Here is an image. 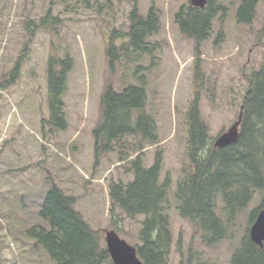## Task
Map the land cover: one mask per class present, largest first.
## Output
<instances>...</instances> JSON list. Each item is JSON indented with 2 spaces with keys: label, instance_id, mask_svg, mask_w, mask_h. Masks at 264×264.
Instances as JSON below:
<instances>
[{
  "label": "rangeland",
  "instance_id": "1",
  "mask_svg": "<svg viewBox=\"0 0 264 264\" xmlns=\"http://www.w3.org/2000/svg\"><path fill=\"white\" fill-rule=\"evenodd\" d=\"M188 2L91 0L86 5L62 0H0V264H55L25 236L28 228L43 223L39 212L53 185L74 197L75 209L101 235L103 246L105 233L116 231L115 223L122 239L131 245L139 243L144 216L131 219L113 208L110 184L131 181L130 161L141 155L144 165L151 167L158 152L163 155L160 181L166 177L172 181L167 202L173 234L169 264L186 263L189 250L200 256L202 264H230L247 229L249 213L264 192H257L238 216L232 237L209 247L180 216L175 189L184 171L191 168L187 112L196 94L213 142L238 120L248 87L246 76L264 64V0L249 25L237 22L238 3L227 2L226 17L214 21L211 36L198 51L174 21L180 6ZM135 6L143 16L154 6L160 31L148 39L151 54L140 58L122 54L111 73L106 54L111 33L128 32ZM47 16L51 24L38 28ZM126 41L121 37L117 45ZM23 54L20 77L9 84L6 81ZM51 55L73 59L65 96V131L45 123ZM143 82L146 111L157 125V144L128 137L97 163L93 130L101 118L103 90L109 84L120 91Z\"/></svg>",
  "mask_w": 264,
  "mask_h": 264
},
{
  "label": "trees",
  "instance_id": "2",
  "mask_svg": "<svg viewBox=\"0 0 264 264\" xmlns=\"http://www.w3.org/2000/svg\"><path fill=\"white\" fill-rule=\"evenodd\" d=\"M73 1L86 5L91 2L62 0L64 3ZM261 1L208 0L204 9L195 8L188 2L180 6L174 21L182 35L194 41L198 51L201 44L211 36L214 21L226 17L227 2L238 3L236 20L239 24L249 25L256 17ZM129 21L127 33H111L106 49L111 73L115 72L122 54L135 55L136 58L151 54L153 47L148 39L161 28L160 16L154 6L145 16L135 6ZM50 24L47 16L41 20L38 28H47ZM121 37L127 41L119 46L117 41ZM26 50L28 47L24 54ZM24 54L6 81L9 84L20 77ZM72 68L73 59L69 56L49 57V117L45 123L58 131H65L68 127L65 96ZM246 80L248 87L241 106L243 117L237 143L224 149H214L213 139L201 116L197 94L187 112L191 168L186 169L178 181L175 198L180 216L188 220L197 231L200 241L209 247L232 237L230 235L238 216L250 206L257 192H264V64L246 76ZM147 99L144 82L141 85L129 84L120 91L111 84L106 86L100 97L101 118L93 130L97 163L103 155L126 143L128 137H135L138 142L157 144V125L155 118L146 111ZM130 169L133 174L131 181L110 184L112 207L119 208L131 219L144 216L139 243L133 245L143 263L169 264L173 234L167 202L172 181L169 177L160 181L163 155L158 152L151 167H146L142 156L138 155L130 161ZM74 205V197L53 185L45 194L39 212L43 223L28 228L25 236L34 241L33 247L47 252L55 264H113L107 248L102 245L101 235L90 227ZM261 210H264V194L259 204L249 213L247 229L233 251L230 264H264V246L260 248L249 234ZM114 226L117 231V223ZM177 251L181 257L184 256L181 250ZM181 264L202 262L200 256L189 250L186 263Z\"/></svg>",
  "mask_w": 264,
  "mask_h": 264
},
{
  "label": "water",
  "instance_id": "3",
  "mask_svg": "<svg viewBox=\"0 0 264 264\" xmlns=\"http://www.w3.org/2000/svg\"><path fill=\"white\" fill-rule=\"evenodd\" d=\"M191 6L204 9L208 0H189ZM243 107L238 120L214 141V149H224L239 140L242 124ZM251 240L262 248L264 246V210H261L249 231ZM106 248L113 264H144L137 253V248L122 239L115 230L105 233Z\"/></svg>",
  "mask_w": 264,
  "mask_h": 264
}]
</instances>
